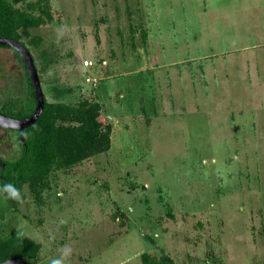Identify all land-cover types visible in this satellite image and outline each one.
<instances>
[{"label": "rangeland", "instance_id": "obj_1", "mask_svg": "<svg viewBox=\"0 0 264 264\" xmlns=\"http://www.w3.org/2000/svg\"><path fill=\"white\" fill-rule=\"evenodd\" d=\"M50 4L51 24L19 30L43 95L99 104L111 145L52 169L40 195H0V242L40 244L32 264L66 244L67 264H264V0ZM26 80L0 48L8 110L27 112ZM18 151L0 127V161Z\"/></svg>", "mask_w": 264, "mask_h": 264}, {"label": "trees", "instance_id": "obj_2", "mask_svg": "<svg viewBox=\"0 0 264 264\" xmlns=\"http://www.w3.org/2000/svg\"><path fill=\"white\" fill-rule=\"evenodd\" d=\"M53 21L50 0H0V38L13 39L24 45L20 40V29L37 28ZM13 52L25 70L19 53ZM25 75V100L28 110L24 112L19 107L8 110L3 106L1 112L8 117L25 119L34 112L36 100L26 72ZM65 122L70 124L66 126ZM111 130V123L102 116L97 103L84 101L71 107L62 102H48L45 99L38 119L24 129L23 142L19 133L14 132L19 148L18 156L12 160L0 161V184L13 182L21 192L26 184L32 192L40 195L41 190L48 187L47 178L52 169H64L107 151L111 145ZM22 194L24 199L25 195L23 192ZM6 200L11 205L17 203L14 200ZM39 248L40 244L31 239L13 235L0 242V263L9 259H21L32 264L31 259L36 258ZM139 259L141 264H177L165 253L158 257L153 253L143 252Z\"/></svg>", "mask_w": 264, "mask_h": 264}, {"label": "water", "instance_id": "obj_3", "mask_svg": "<svg viewBox=\"0 0 264 264\" xmlns=\"http://www.w3.org/2000/svg\"><path fill=\"white\" fill-rule=\"evenodd\" d=\"M0 46H5L19 53L20 57L22 58L25 64L28 78L30 80V84L36 100L34 112L28 118L15 119L0 113V127L7 130L18 131L20 140L21 142H23V131L24 129L31 126L40 116L44 107L45 97L42 92L41 83L34 62V58L31 55L30 51L27 49V47L21 44L20 42L9 38H0ZM0 264H28V263L21 259H9Z\"/></svg>", "mask_w": 264, "mask_h": 264}, {"label": "clouds", "instance_id": "obj_4", "mask_svg": "<svg viewBox=\"0 0 264 264\" xmlns=\"http://www.w3.org/2000/svg\"><path fill=\"white\" fill-rule=\"evenodd\" d=\"M0 195H4L6 199L23 202V194L13 182L0 184ZM72 252L73 249L70 245H63L60 255L52 258L50 264H67L68 258L72 255Z\"/></svg>", "mask_w": 264, "mask_h": 264}, {"label": "flooded vegetation", "instance_id": "obj_5", "mask_svg": "<svg viewBox=\"0 0 264 264\" xmlns=\"http://www.w3.org/2000/svg\"><path fill=\"white\" fill-rule=\"evenodd\" d=\"M25 65V64H24ZM25 72H26V74H27V71H26V67H25ZM27 76H28V74H27ZM29 79V78H28ZM29 82H30V80H29ZM26 89H27V82H26ZM33 91V90H32ZM34 94V93H33ZM12 95L13 94H11V93H7L6 95H4V96H1L0 98H4V102H3V104H2V106H0V113L1 114H3L1 111H2V107L3 106H6V104H8V99L7 98H12ZM25 98H27V96H24ZM34 98H35V96H34ZM5 115V114H4ZM7 130V129H6ZM7 131H10V132H12V133H14V132H17V133H19L18 131H15V130H7Z\"/></svg>", "mask_w": 264, "mask_h": 264}, {"label": "crops", "instance_id": "obj_6", "mask_svg": "<svg viewBox=\"0 0 264 264\" xmlns=\"http://www.w3.org/2000/svg\"><path fill=\"white\" fill-rule=\"evenodd\" d=\"M256 57L254 56L253 58L251 57V59H249V61H251V66H252V73L255 72V70H253V67H254V61H255ZM256 73V72H255ZM255 81V80H254ZM257 81V80H256ZM258 82V81H257ZM259 83V82H258Z\"/></svg>", "mask_w": 264, "mask_h": 264}, {"label": "built area", "instance_id": "obj_7", "mask_svg": "<svg viewBox=\"0 0 264 264\" xmlns=\"http://www.w3.org/2000/svg\"><path fill=\"white\" fill-rule=\"evenodd\" d=\"M88 65H89V62H88V61H84V62H83V66H84V67H88ZM90 81H91L90 78H87V79H86V82H87V83H90Z\"/></svg>", "mask_w": 264, "mask_h": 264}]
</instances>
